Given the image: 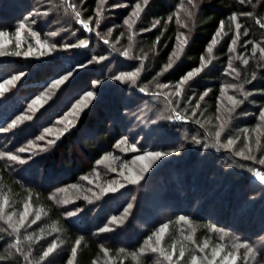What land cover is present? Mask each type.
<instances>
[{
    "label": "trees",
    "instance_id": "obj_1",
    "mask_svg": "<svg viewBox=\"0 0 264 264\" xmlns=\"http://www.w3.org/2000/svg\"><path fill=\"white\" fill-rule=\"evenodd\" d=\"M39 1L0 0V30L13 34L20 21L28 25L29 13L36 10ZM57 1L65 6L69 3ZM72 1L79 8L80 18L91 28L76 26L78 29L72 42L79 45L83 41L86 47H58L57 54L45 57L11 54L0 57V82L19 72L25 73L0 95V128L8 129L0 131V152L18 154L26 161L19 163L0 158V206L3 208L0 211V256L7 257L0 260V264H45L40 255L52 241L56 242L57 249L50 254V264H171L172 261L168 262L159 253L139 252L145 246L146 238L164 223L168 224V229L161 246L171 253L175 243L177 256L181 246L185 250L184 259L174 257V264H189L191 255H197L201 248L210 251L214 245L228 248L245 241L253 246L255 261H264L261 239L264 185L255 175L258 165L249 160H234L230 151L221 155L224 150L219 148L231 138L239 145L237 150H241L247 135L257 128L264 108V59L258 51L252 55L253 43L264 47V27H261L264 24V0H197L196 16L191 19L182 15L183 10L191 7L188 0H149L147 5L143 0H111L110 5L115 8L107 22L102 23L99 18V23L96 22L97 8L107 10L108 2ZM137 2L142 11L139 17H134L132 13ZM63 5L62 9H67ZM177 13L180 20L188 23V42L179 59L172 55L181 31ZM233 13L237 15L236 21L231 19ZM244 13L252 15L244 16ZM170 16L171 20L168 19ZM126 19L129 24L124 22ZM221 21L224 22L223 30H220ZM235 23L242 25L238 39L249 60L248 65L237 64L239 81L246 88L247 97L239 107L243 110L223 132L221 146H218L214 133L219 121L215 118L219 115L220 85L229 61L230 44L235 38ZM40 30L35 32L43 37L45 33ZM218 33L224 38L213 50L214 60L187 81L183 86L184 98L175 102L178 111L194 122L182 124L174 119H158V122H150L147 129L145 125L133 130L136 115L132 112L137 106L144 102L150 104L151 100L153 103L161 101V98L146 97L143 93L146 90L153 92L156 85L178 83L185 73L200 65L202 56L206 63L210 53L207 49ZM130 36L131 57L134 63L139 61L142 65L140 84L109 79L100 85L99 88L105 89L96 98L90 102L86 99L88 103L82 113L73 115L75 121L67 125V133H44V128L53 130L65 115L71 110L73 113L76 101L94 88L92 81L112 77L117 70L128 72L131 69L133 61L126 56L120 57L117 47L113 48L118 43L123 52L129 45ZM98 56H104L105 60L75 70L78 65ZM170 57L173 66L162 71ZM68 72L72 75L58 89L50 90V98L42 97L43 107L31 111L28 107L31 100L49 89L53 80ZM197 103L199 108H196ZM192 109H195V115ZM22 114L31 115L32 119L9 128L11 121ZM143 128L145 130L140 131ZM42 134L45 140H37L36 137ZM141 135L144 140L139 143L137 139ZM125 137L126 141L122 140ZM51 139H56V144H49L47 151L33 147L30 152H18L21 147H30V140L35 144H46ZM133 144L135 149H132ZM178 144L181 146H175ZM150 147L168 153L167 159L152 165L140 183L129 182L116 191L88 192L89 186L95 188V184L100 183L103 188L116 177L106 165L96 163L106 153L111 154L108 158L113 159L118 173L123 164L149 151ZM257 152V159L264 158V133ZM29 156L32 158L28 159ZM224 157L232 164L235 162L234 165L224 169L220 162ZM68 192H74L78 197L65 199ZM5 197L6 205L3 204ZM26 203L35 216L39 213L40 219L32 224L26 222L20 229L23 251L16 252L12 247L16 233L7 223V217L11 214L19 221ZM129 204L133 205L131 209H128ZM77 209L81 210L78 214L67 215ZM181 216L187 219L182 221ZM113 217L119 222L113 221ZM16 221L12 220L13 223ZM185 228L191 229V239L187 238ZM27 236L32 239H26ZM77 239L81 241L78 246L75 245ZM151 243L156 246L155 236ZM74 246L75 256L72 255ZM245 251H240L239 264L252 259L249 257L245 261Z\"/></svg>",
    "mask_w": 264,
    "mask_h": 264
},
{
    "label": "snow or ice",
    "instance_id": "obj_2",
    "mask_svg": "<svg viewBox=\"0 0 264 264\" xmlns=\"http://www.w3.org/2000/svg\"><path fill=\"white\" fill-rule=\"evenodd\" d=\"M101 3L104 2V0H100ZM149 2V0H143L144 5H147ZM189 5H191L190 8H186L185 9V14L188 18H194L196 16V9L198 8V4H197V0H188ZM73 10L75 11V6L73 5ZM101 11V9L97 8V13H99ZM142 11L141 8V4L139 2H137L135 4V9L132 13V15L134 17H139L140 12ZM244 16H251L252 13H244ZM75 16L77 18H79L81 16V13L79 11H75ZM92 18L89 17V20H91ZM169 20L172 19V17L170 16L168 18ZM231 19L233 21L237 20V15L235 13L232 14ZM35 21H33L34 23ZM97 23H99V20L96 21ZM126 24H129L130 21L129 20H125L124 21ZM257 23H260L259 19H257L256 21ZM79 23L86 29L91 30L89 23H86L83 19L79 20ZM177 23H181L183 25V27L185 29L188 28V23L181 21L179 19V13H177ZM261 27H264V24H261ZM27 28V31L31 33V35L33 37H36V44L39 46L36 50H34L31 45L28 46V50L27 51H15L12 53H7L4 51V47L5 45L11 44L12 40L9 37V33L4 31V30H0V56H4V55H15V56H25V57H29V56H44L46 55L47 52H50L52 50H54L55 48L58 47L57 44H49L47 41H41L39 39V34L35 31H33L31 28H28V26L24 23V21H20L19 22V26L15 28V33H16V47L19 48L21 46V39H22V35H21V30ZM224 28V22L221 21L220 22V30H223ZM242 28V25L240 23H235V37L238 38L240 35V30ZM244 33L245 35H247L248 33V29L245 28L244 29ZM219 34V33H218ZM51 36H56L57 33L56 32H52L50 33ZM183 37V39H182ZM236 38H234L232 40V44L235 45L236 43ZM177 41H178V47L177 49H174L173 51V56H176L177 58L180 56L184 46L187 44L188 40L187 37L184 35V33H180L179 35H177L176 37ZM159 41V37H157V42ZM107 42V41H106ZM248 42L245 41V44H247ZM212 44H216V40L214 39L212 41ZM86 47L87 45L81 41L79 45H72V44H62L59 45V47L62 48H70V47ZM132 37H129V45L127 48H125V50L123 51V55L124 56H129V49L132 48ZM259 49V52L261 53V59H264V47H261V45L259 43H253L252 44V54L253 56L255 55L256 50ZM207 51L211 52L212 51V47L211 45L208 47ZM237 59H241L240 57H237ZM93 60L95 61H103L105 60L104 56H98V57H93ZM91 62V61H90ZM242 63L244 65H248L249 60L247 58H243L242 59ZM211 64V61L209 60L207 62V64H205L204 62V58L203 56L201 57V63L200 65L193 69L188 71L187 73H185V75L183 77L180 78V80L177 83V86L175 88V94L177 96H180L183 94V85L190 80L191 78H193L196 74L201 73L205 67H207L208 65ZM79 67H83V65H78ZM172 62H171V57L169 60V63L167 65H165L162 68V71H166L167 69L171 68ZM227 68L230 70L227 72L228 75H233L234 73L236 74V79H239V73L237 71V69L232 67V64L229 63ZM72 73H67L65 76H60L58 79L53 80L52 81V85L58 86L60 84H63L64 81L71 76ZM139 75V69H137L136 71H128V72H120L118 73V75L116 77H114V79H119L122 81H130L132 84H135L137 82V77ZM25 76L24 72H19L17 75L11 76L10 79L4 80L3 82H0V95H3L7 89L5 87V85H10L13 84L16 80L20 79L21 77ZM252 78L255 79V75H252ZM95 83L99 84V81H95ZM159 87H165V85H158ZM142 92L145 91L144 88L140 89ZM228 90H233V92H239L242 95H246L247 93H245L244 90V85L242 83H224L220 85V92H221V96H224ZM206 94V93H205ZM164 95H167V93H164ZM44 96V93H41L40 95L35 96L32 100L31 103L29 104V109L31 111H38L39 107H43L44 101L42 99V97ZM95 93L92 91L86 92L84 94V97H81L80 100L76 101V104L73 105V115H76L79 111L82 110V108L84 106H86L87 104V100L86 98H91L94 97ZM201 99H203V95H201L200 97ZM227 101L229 102L228 105L224 106L223 112L225 113L224 115H218L216 116V120L219 121V124L215 130L214 136L217 140V142H219V140L222 137V133L224 131H226V128L229 124V121L231 119V115L232 113L235 111L236 107L240 104H242L244 102L243 99L238 98L235 94L232 95H227ZM200 105L199 103L196 104V108H199ZM187 111V110H186ZM192 114L195 115V109H192ZM260 116L261 119L264 120V110H261L260 112ZM171 119L174 120H185L188 119L189 117L187 116H183L181 115L179 112H175L171 117ZM27 119V120H31L32 116L31 115H21V116H17L16 119L11 121V124L9 125V128H15L18 123H23V121ZM197 123H199V121H197ZM71 124V120H68L65 124V127L61 130V134L63 133H67L69 131V128L67 125ZM259 127V126H258ZM8 129L6 128H0V131H7ZM44 133H50L51 132V128H44L43 129ZM37 140H45V136L42 134L38 137H36ZM126 137L122 138V140L126 141ZM195 139V137L193 138ZM120 141L117 142V144H119ZM257 143H259V141H257ZM28 144L30 145V147H21L18 152L20 153H24V152H30L31 149L34 148H39L42 151H47L48 150V145H55L56 144V139H51L48 140L46 144H35L33 141H28ZM234 141L231 138H227V142L223 145V147L231 149L233 147ZM136 145L133 144L132 145V149H135ZM127 150V149H125ZM177 149H173V151H176ZM248 153L247 156H245V153ZM252 147L251 144H245L244 147L240 150L236 152L237 156L240 157H244L248 160H256L257 157L252 155ZM168 153L165 152H160V151H153V152H144L143 155L136 157L137 160L142 162V167L139 171V173H132L130 172L129 175L125 176L124 179L127 180L130 183H134V184H138L140 183L141 180L144 179V174L147 173L149 171V169L152 167V164L155 160H158L159 158L167 155ZM110 153H106L104 157L101 158V160L96 161L97 164H100L103 160L107 159L108 156H110ZM0 158H8L12 161H17L19 163H25V159L22 158L20 155L18 154H13L11 152H0ZM32 157L29 156L28 159H31ZM259 164L264 166V158H260L259 159ZM113 172L116 171L115 168L112 169ZM255 175L262 181L264 182V171H261L259 169L255 170ZM85 179H88L87 177H85ZM114 182L113 181H109V186L107 188H104L103 191L105 192H109V191H116L117 188L112 187V184ZM119 187L122 188L124 187V184H119ZM7 197L4 198L3 200V204H7ZM133 207L132 204L128 205V209H131ZM128 209H125V212L128 211ZM3 208L2 206H0V211H2ZM81 211L80 209H77L76 212H69L67 213L68 216H74L76 214H78V212ZM29 213H28V205L27 203L24 206V211L20 213V219L18 222L13 223L12 222V216L11 214L8 215L7 217V223L9 224V226L12 228L13 232L16 233V237H15V243L14 245H12V247L15 248L16 252H22L23 249L21 248V239H20V229L24 226L25 221L28 217ZM40 219V215L39 213L36 214L35 219L32 221V223H36L37 220ZM113 221L115 222H119L116 221V218L113 217L112 218ZM180 220H186L187 218L184 216H181L179 218ZM213 228H215V225L213 226ZM168 229V224L164 223L161 224L159 226V228L157 229V231L155 233H153L152 235H149L146 238V242H145V246L141 247L139 249L140 253H147V252H151V253H159L161 256H163L167 261L171 262L173 261L174 257H176V259L178 260H183L185 257V250L184 247L181 246L178 256L176 254V244L173 243L172 244V250L171 253H169L168 251L165 250L164 247L161 246V242L163 241L164 235L167 232ZM153 236L156 237V246H153V244L151 243V241L153 240ZM26 239L31 240L32 237L31 236H27L25 237ZM188 239H191V237H188ZM80 240L77 239L75 241V245H79L80 244ZM205 247H207V244L205 243L204 245ZM241 246L246 248V251L244 253V259L245 261H247L249 259V257H251L252 259L256 258V253L254 251L253 246L249 245L247 241H245L243 243V245L237 244L234 245L233 247L236 249H239ZM57 249V244L55 241H52L46 248H44L42 250V253L40 255V260L41 261H45V264H50V254L54 253V251ZM201 251H203L204 249L201 248ZM107 249H104V252L107 253ZM223 251V246H221L218 249H214L212 251V257L210 261H206L205 264H217V258L221 257V252ZM72 255L75 256L76 255V247L74 246L72 248ZM133 257H136V254L133 253L132 254ZM7 257L5 256H0V260H6ZM25 259H27V256H25ZM223 261L225 262V264H227V261H231V264H236V261L240 259V254L238 251L236 252H229L227 256L222 258ZM69 264H71V262H69ZM189 264H202V261L200 259V257L196 256V255H191L190 260H189Z\"/></svg>",
    "mask_w": 264,
    "mask_h": 264
},
{
    "label": "rangeland",
    "instance_id": "obj_3",
    "mask_svg": "<svg viewBox=\"0 0 264 264\" xmlns=\"http://www.w3.org/2000/svg\"><path fill=\"white\" fill-rule=\"evenodd\" d=\"M67 1L69 3L66 6L62 4L65 8H67V9L64 10V9H62L63 7H61L62 6L60 4L61 1L58 2L57 0H41V1H39L36 10H33V11H31L29 13L30 21H28V25H27L28 28H31L33 31H35L37 29L40 30V28L44 29V31L40 30V31L45 33V35L43 37L39 36V39L41 41H47L49 44H57L58 47H59V45L69 43V41H70V44L72 43V44L78 45L77 44L78 42H75V40H74L75 43L72 42V38H73L76 30L78 29V28H76V26H78V27L81 26V24L79 23V20L81 18L80 17L77 18L75 16V11H79V8H77L75 6V4H74V2L72 0H67ZM65 2H66V0L63 1L64 4H65ZM104 2H108L107 8H106L107 10L100 11L98 13V17H97V20L99 18L101 23L102 22H107V18L110 15V12H113L112 10L115 8V6L110 5V3L113 2V1L104 0ZM73 5L75 6V11L73 10ZM181 7H183V6H180V8ZM63 14H64V16H63ZM182 15H185V11L184 10L182 12ZM33 21H35V22L33 23ZM134 21H136V19ZM181 21H184V20H181ZM180 30H181L180 33H184V35L187 37L188 29H185L183 27V25L181 24ZM52 32H56L57 35L56 36H51L50 33H52ZM8 33H9V37L8 38H10L12 40V43L8 44V45H5L4 51L7 52V53H10L9 50H11L13 52H15V51H21V52L27 51L29 45H31V47L34 50H36L39 47L36 44V42H35L36 41V37H33L31 35V33L27 31V28L21 30L22 39H21V46L19 48L16 47V33H15V31H14L13 34H11V32H8ZM97 36H98V34H97ZM98 38L105 42V40L101 39L102 37L100 35L98 36ZM223 38H224V35L222 33L221 34H217V36L215 38L216 44H214V45L212 44L211 45L212 51L209 53V57H208L207 62L209 60L210 61L214 60L213 50L215 49L216 46H218L222 42ZM182 39H183V37H182ZM108 44L109 45L111 44V46L113 45V43H108ZM114 46L117 47L116 50L118 51L117 53L120 55V57H125L123 55L122 50H121V47H120L121 45L116 43V44L113 45V48H114ZM240 46H241V44H240V40L238 38H236L235 45H233L232 41H231L230 48H229V50H230L229 51V61H228L227 65H226V68H225V71H224L225 72L224 73L225 76L221 80L222 84H224V83H240L239 79H236V74L235 73L233 75H231V76L227 74V72L230 71L227 68L229 63L232 64L233 68L237 69V64L239 62H242L243 58H247V56H245V51H244L245 47H243V46L240 47ZM58 47L55 48L54 50L50 51V52H47L46 55L47 54H49V55L52 54V56H53V55L57 54V49H59ZM177 47H178V45H177ZM261 47H262V45H261ZM60 48L62 49V47H60ZM130 51H131V49H130ZM257 51L259 52V49H257L256 52ZM256 52H255V54H256ZM4 56H6V55H4ZM180 56H181V54H180ZM180 56L178 58L176 56H174V58L179 59ZM42 57H45V55L42 56ZM127 57H128L129 60H132V61L134 60V59H132L133 56L131 57V53L130 52H129V56H127ZM237 57H240L241 59H237ZM260 57H261V53H260ZM94 61L95 60H93V58H92L91 62H94ZM91 62L89 61L87 63L81 64V65H83V67H78L77 66V68H75V70L77 71L79 68H84L87 65H90ZM138 62L139 61H136L135 63H134V61L131 62V64H132L131 65V69L128 70V71H136L137 69H139V75L137 77V82H136L137 84L136 83L135 84L131 83L132 85H139L140 84L139 83L140 82L139 78H140V76L142 74V69H141L142 65H139ZM207 62L205 64H207ZM112 66H113V68L116 67V65H112ZM207 67H209V66H207ZM121 70H117L113 74V76L111 75L112 77L109 76V78L108 77L99 78L98 79L99 84L95 83V81H92L91 86H94V88L91 91L95 93V96L91 97V98H86V99L90 102L94 98H96L99 95V92H101L102 90L105 89V88H99L100 85H102L103 83H105L106 81H108L111 78L113 79L114 77H116L118 75V73L124 72V71H121ZM72 71H74V70H72ZM237 71H238V69H237ZM65 75H63V76H65ZM18 81H19V79L16 80L14 83H17ZM13 84L5 85L6 89L10 88ZM61 85L62 84H60L58 86L51 85V87H49V89L45 90L43 98L46 99V100L48 98H50L51 97L50 96V93H51L50 90L58 89ZM161 85H165V87H159L158 85H156L155 88L153 89L154 90L153 92L146 90V92L143 93L144 96H146V97L153 96V97H156V98H161V101L157 100L155 103H153L154 100H151L150 104L147 103V102H144V103L140 104L139 106H137V108L134 110V112H132V114L136 115V117H135L136 119L133 122L134 124L132 126V129L133 128L135 129L136 126L140 127V126H145V125H146L145 129H147V127L149 126L148 124L150 122H158L157 121L158 119H163V120L164 119H171L170 117L175 112H179L177 107H176V105H175V102L179 103L184 98V93L182 95H180V96H177L175 94V88L177 86V83L176 84L168 83V84H161ZM244 90H245V93H246V88L245 87H244ZM164 93H167V95H164ZM232 94H235L238 98H241V99L247 97V95H242L239 92H233V90H228V92L224 96H220L219 109H218V114L219 115H224L225 114L223 112L224 106L228 105V103H229L227 101V95H232ZM146 101H148V100H146ZM240 105H242V104H240ZM240 105H238L236 107L235 111L232 113L231 119L229 121V124H228L227 128L230 126V124H231L232 120L234 119V117L237 116L238 114H240L241 110H243V109H239ZM262 110H264V108ZM80 113H82V112L79 111V114ZM180 114L184 116V114H182V113H180ZM68 120H71V123H73L75 121V117L72 114V110L60 120L61 123H59L56 127H54L53 130H51V132L53 134H59L61 132V130L65 127V124H66V122ZM176 121L180 122L182 124L183 123H192V122H194V121H192V118H190V117L188 119H185V120H176ZM69 126H70V124H69ZM258 126L254 130L253 133L248 134L247 137H246V144H249V143L251 144V147H252V153L251 154L256 156V157H257V153H258L257 152L258 146H259L261 137H262V135L264 133V120L261 119V116L259 117ZM145 129L143 128L140 131H144ZM135 133H136V131H135ZM146 135H148L147 131L145 133V137H146ZM222 136H223V133H222ZM137 140H138L139 143L142 140H144L143 135H141L139 137V139H137ZM257 141H259V143H257ZM217 143L219 144L218 146H221L220 145V143H221L220 140ZM211 144L215 145V147L217 148V145H216L215 142L212 141ZM207 145H210V144L208 143ZM223 145L224 144H222V147H219V148L224 150L223 152H221V155H224L225 153L230 151L232 153V155H233L234 160L238 159V160H241V161H248V159L236 155V152L240 151V150H237L239 148V145L236 144L235 141H234L233 147L231 149L225 148V147H223ZM175 146H181V145L178 144V145H175ZM149 149L150 150L147 151V152H153V151L163 152L159 148L150 147ZM234 149H236V150L234 151ZM247 155H248V153L246 152L245 156H247ZM138 156H141V155H138ZM138 156H134V158L132 157V159H130L129 162H127L126 164H123L122 165V169L118 170V173L116 171L115 172L112 171V169L115 168V165H114L115 163H114V161H113V159L111 157L110 158L107 157V159H105V160H103L101 162L104 165H106L111 172H113L115 174L114 176H116V177L113 176L114 178H112L113 181L115 182L112 185V187L120 188L119 184H124V186H125V184L129 183L127 180L124 179L125 176L129 175L130 172L139 173V171H140V169L142 167V162L136 159V157H138ZM224 158L225 159H223V161L220 160V162H222V166L224 167V169H228V167H230L231 165H234L235 162H233V164H232V162L230 160H228L226 157H224ZM165 159H167V155L159 158L158 160H155L152 165H156L159 161H161V162L165 161ZM249 161H251V162L255 163L256 165H258L257 169H259L261 171H264V166L259 164V159L249 160ZM216 172H217V169L215 171H213V174L216 173ZM257 179H258V181L260 182L261 185H264V182H262L258 177H257ZM95 185H97V187H95V188L93 187L94 185L89 186L88 189H87L88 192H91V191L92 192H97V191L103 190L104 188H107L109 186V185H107V186H105L103 188H100V186H99V185H101L100 183H98V184L96 183ZM102 192H105V191H102ZM69 194H70L69 192L65 193V196H64L65 199H74L75 197H78V195H76L74 192H73V194H70L71 196ZM28 213H29V215H28V217H27V219L25 221V224H27V223L32 224V221L35 219L36 216L33 213V210L31 208H28ZM12 220L16 221L17 219H16V217L12 216ZM185 230L188 231L187 238L191 237V234H192L191 229L185 228ZM155 239H156V237H155ZM261 239H262V242H264V231L261 234ZM239 244L243 245L242 242H239ZM221 246H223V245H219L217 247L214 245V246H212L210 251L198 250V254L196 256L200 257V259L202 261V264H205L206 261H210L211 260L212 251L214 249L220 248ZM241 250H246V248L241 246L239 249H236L233 246L228 247V248L223 246V251L221 252V257L217 258V264H225V262L223 261L222 258L227 256L229 252L238 251L239 254L241 255V252H240ZM239 262H241L240 259L236 261V264L237 263L239 264ZM107 263L109 264V262H106L104 264H107ZM171 264H174L173 261L171 262ZM227 264H231V261L230 260L227 261ZM242 264H245V263H242ZM246 264H264V261L259 263V262H256L255 259H251V261L250 262L247 261Z\"/></svg>",
    "mask_w": 264,
    "mask_h": 264
}]
</instances>
